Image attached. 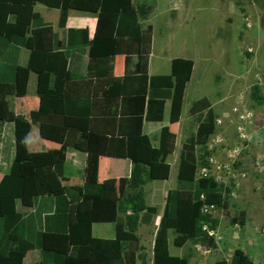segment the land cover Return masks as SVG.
Returning <instances> with one entry per match:
<instances>
[{
    "label": "trees",
    "instance_id": "obj_1",
    "mask_svg": "<svg viewBox=\"0 0 264 264\" xmlns=\"http://www.w3.org/2000/svg\"><path fill=\"white\" fill-rule=\"evenodd\" d=\"M36 4L58 9L60 28L70 10L96 15L93 37L86 29L70 28L60 39L34 10ZM152 9L147 1L134 0H0V126H13L12 139L7 145L4 132L0 150V165L3 153L11 152L0 178V264H146L137 230L154 223L158 207L146 203L143 187L168 179L167 158L176 135L163 126L152 147L142 125L161 122L167 101L169 122H178L194 67L193 60L176 57L169 74L148 75L152 27L143 23ZM21 49L28 50L25 65L19 64ZM120 55L126 67L132 57L136 61L116 77L113 62ZM30 73L37 78L38 106L25 122L9 98L26 95ZM249 99L264 103L258 84L250 88ZM188 113L196 129L181 144L176 186L165 194L154 234L152 264H190V252L170 254L169 231L175 248L190 243L216 249L202 227L215 229L220 218L202 208L224 209L230 200L229 188L197 176L207 165L205 145L215 128L209 100H194ZM31 124L42 140L58 147L31 152ZM143 146L150 147L148 164L141 160ZM68 148L129 162L126 181L119 182V190L110 180L69 185L64 176ZM96 223L112 224L114 237L93 236ZM230 223L243 227L244 210ZM214 264L254 263L236 247Z\"/></svg>",
    "mask_w": 264,
    "mask_h": 264
},
{
    "label": "rangeland",
    "instance_id": "obj_2",
    "mask_svg": "<svg viewBox=\"0 0 264 264\" xmlns=\"http://www.w3.org/2000/svg\"><path fill=\"white\" fill-rule=\"evenodd\" d=\"M138 1V0H136ZM147 1L153 5L152 12L144 22V26L151 25V54L149 58V74L165 75L170 71V60L176 57L191 59L194 61V70L188 82L180 120L172 126V131L177 134L175 152L179 153L180 146L185 139L194 133L196 123L188 113V109L194 100L206 97L210 102V111L216 117L222 111H229L236 103V94L242 91L245 96L246 106L255 112L252 127L247 128L251 143L254 144L249 154L244 157L247 162L259 151L264 152V103L255 104L249 99L250 88L257 84V76L264 74V0H139ZM173 4L175 8L172 9ZM34 10L42 18L55 26L58 19V11L41 4H36ZM174 12V14H173ZM82 16L78 12H70V17ZM27 51L20 54V63L27 58ZM36 80L31 75L26 97L19 100V104L26 108L27 100L37 97L35 93ZM263 87L261 86V90ZM170 102L165 107L163 123H168ZM149 126L159 128L158 123H147ZM28 148L31 152L49 150L53 144L42 140L35 127H32L28 138ZM81 164H84L86 155L76 153ZM72 152L68 153V158ZM150 158L149 147L143 146L141 160L147 164ZM178 155L171 159L169 178L165 181H149L145 184V199L148 205L161 204L164 189H173L176 184V172ZM148 159V160H147ZM92 162L91 157L88 158ZM111 168L101 167L100 175L112 171L114 180L124 179L125 163L112 160ZM70 161L67 162V165ZM84 166V165H83ZM67 172V169H66ZM253 178V176H252ZM251 178V179H252ZM253 181V180H252ZM250 183L247 203L244 205L245 225L235 227L230 223L236 215L234 201L228 200L222 212H220V224L217 232L221 239L217 242L216 249L204 252L200 245L187 243L182 248H175L171 244L175 236L168 233L169 251L174 256L191 253L190 264H214L216 260L229 257L233 249L243 247L250 254L246 243H251V249L264 248V187ZM78 184L79 181H74ZM119 190L120 186L115 187ZM153 188L159 190L154 191ZM150 190V194H149ZM152 200V202H151ZM156 220L152 225H140L137 235L143 246L146 264L152 260V240L156 228ZM93 236L102 239L114 237L113 226L110 223H96L92 228ZM259 252L252 258L259 264Z\"/></svg>",
    "mask_w": 264,
    "mask_h": 264
},
{
    "label": "built area",
    "instance_id": "obj_3",
    "mask_svg": "<svg viewBox=\"0 0 264 264\" xmlns=\"http://www.w3.org/2000/svg\"><path fill=\"white\" fill-rule=\"evenodd\" d=\"M257 79V84L263 87L264 94V74L257 76ZM254 116V110L246 106L244 93L240 91L236 94V103L231 106V109L222 111L214 119V131L205 145L208 152L207 165L200 166L197 171V176L211 177L224 188H229L228 196L234 201L235 216L243 211L247 203L252 176L259 177V184L264 187V152L258 150L249 162L244 157L254 146L247 131V128L252 127L254 123ZM3 137L4 132L0 130V150ZM202 211L219 218L222 209L218 210L214 204H205ZM238 225L234 224L235 227ZM202 229L216 243L221 239L217 228L212 229L208 224H204ZM200 248L204 252L210 251V248L205 246Z\"/></svg>",
    "mask_w": 264,
    "mask_h": 264
},
{
    "label": "crops",
    "instance_id": "obj_4",
    "mask_svg": "<svg viewBox=\"0 0 264 264\" xmlns=\"http://www.w3.org/2000/svg\"><path fill=\"white\" fill-rule=\"evenodd\" d=\"M134 1H136V0H134ZM138 1H136V2H138ZM174 5L175 4H173V8L172 9H177V8L174 7ZM56 10L58 11V19H59V10L58 9H56ZM73 11H75V10H70L68 12V17H67L66 24H65V27L64 28H60L58 26V19H57V22H56L55 26H53L52 23L47 22L44 19L43 20L46 23H50L52 25L53 31L58 34V36H59L60 39L65 38L66 30L67 29H70V28H73V29H86L88 31V37L91 39L93 37L94 31H95V27H96V22H97L96 15L90 14V13H86V12H81V11H75V12L81 13L82 16H77V17L71 18L70 17V12H73ZM173 14H174V12H173ZM143 26H144V23H143ZM23 50H26V49H23ZM21 51H22V49H21ZM21 51H20V54H21ZM26 51L28 53V50H26ZM150 52H151V48H150ZM20 54H19V64L20 65H25L27 63L28 55H27V58L24 61V63L21 64L20 63ZM150 54H149V58H150ZM149 58H148V75L151 76L149 74ZM135 61H136L135 57H132L131 58V62H129L127 64V67H126L125 64H124V62H125L124 56H121L120 55V56L115 57L114 58V62H113V66H114V73L113 74H114V76L120 77V76H122L125 73L126 70H128V71L132 70L133 64L135 63ZM193 70H194V67H193ZM31 75H34L35 76V80L37 79L35 73H30L29 81H28V86H29V83H30ZM28 86H27V90H28ZM35 93H36V87H35ZM26 94H27V92H26ZM25 97H26V95L24 97H22V98L10 97L9 98V101H10V106L13 109V111L15 112V114L16 115H19V116H22L23 119L25 120V122H30L29 119H28V114H29L30 111L36 110V108L38 106V98H37V103H36L35 98H33V97L32 98H29L27 100V104L28 105L26 106V108H24L22 105L19 104V100H21V99H23ZM36 97H37V95H36ZM167 102H166V104H167ZM166 104H165V107H166ZM164 113H165V110H164ZM180 117H181V115H180ZM163 120H164V117H163ZM163 120L161 122H147V121H144L143 122V125H142L143 133L149 136V138L151 140V146L152 147L158 145L159 133H160V130H161V128L163 126H168L171 132H173L172 131V126L177 125V124H178V131L181 129V122H182V120H180V118H179V120H178L177 123H173V124L169 122V118H168V123L167 124L163 123ZM147 123H158L160 126H159V128H156V127H153V126H149V129L147 130L146 129V124ZM15 125H16V123H15ZM32 127H35L37 129V132H38L37 125L31 124V130H32ZM0 130H3V132H5V138L4 139H5V143H7V145H8L9 144L8 141H10L12 139L13 126L12 125L11 126L10 125H7V126H3V127L0 126ZM173 133L176 135V139H177V134L175 132H173ZM46 142L47 143H51L49 141H46ZM51 144H53V147H51L48 150L49 152H52L53 150H55L58 147L54 143H51ZM175 144H176V140H175ZM180 149H181V146H180ZM149 151H150V147H149ZM70 152H72V156L69 159L68 158V153H70ZM9 153H11L10 152V149H8L5 152V154L3 153V159H2L1 165H0V178L2 177V175H3L4 171L6 170V168L9 166V163L10 162L9 161H6ZM76 153H83V154L86 155L84 164H81L80 163V161L82 160V158L79 159V157L76 155ZM179 153H180V151H179ZM179 153L175 152V146H174L173 153L167 158V162L170 164V170H171V163H172L170 158L173 155H176L177 154L178 155V158H177V162H175V163L178 164ZM89 157H91L92 162H90L88 160ZM112 160L123 161L125 163V166H126L125 172H127V170L130 169V163L127 162V161H125V160H121V159H111V158H107V157H102V156L88 154V153H85V152H82V151H78V150H76L74 148H68L67 151H66V159H65V162H64V176L68 180V184L69 185H74L75 186V185H80L83 182H102V181H105V180H110L111 183H113L114 186L116 187L117 186L116 184L119 185V182L120 181L114 180V176L115 175H112L113 174L112 171L108 172V174L101 175L102 177H100L101 178L100 181H99V179L96 180V178L101 173L100 172L101 167L102 168L105 167L104 168V170H105L106 168H111L113 166V163L114 162ZM149 160H150V158H149ZM68 161H70V164L67 165V162ZM82 162H83V160H82ZM148 163H149V161H148ZM66 169H67V172H66ZM127 174L128 173H125V175L123 177L124 179H122L124 182L127 179L126 178L127 177ZM176 174H177V172H176ZM169 175H170V173H169ZM74 181H79V183L78 184H74L73 183ZM154 181H156V180H154ZM160 181H165V180H160ZM251 181L253 182L252 183L253 186L254 185H257L259 187V185H260L259 184V177L254 176L251 179ZM175 186H176V184H175ZM123 187L125 188V186H123ZM124 188L122 190V193L125 190ZM153 190L154 191H157V194H160V193L163 194L162 200H161V204L159 206H157V205H155V204L152 203V206H157L158 207V215L155 217V219H157L156 220V227H157L158 220L160 218V215L162 213L163 206H164L165 194H166L167 190H169V189H167V190L164 189V190L160 191V193H159V190H157L156 188H153ZM122 193L120 194V196L122 195ZM116 194L118 195L119 193L117 192ZM144 194H145V190H144ZM149 194H150V190H149ZM145 201H146V199H145ZM151 202H152V200H151ZM155 219H154V222H155ZM155 231H156V228H155ZM153 239H154V237H153ZM152 244H153V240H152ZM171 244H172V241H171ZM246 246H247L248 250L250 251V254H248L247 252H245L243 250V247H240V248L245 253L248 254V256L253 260V263L254 264H257L256 261L252 258V255L253 254H256V252H259V255H260L259 256L260 257L259 264H264V248L261 246L259 249H251L252 244L251 243H248V242L246 243ZM151 264H152V260H151Z\"/></svg>",
    "mask_w": 264,
    "mask_h": 264
}]
</instances>
